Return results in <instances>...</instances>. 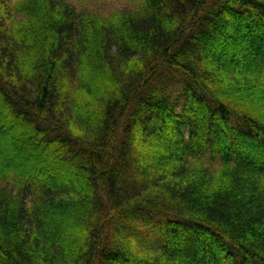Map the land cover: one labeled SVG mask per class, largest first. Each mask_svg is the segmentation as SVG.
Wrapping results in <instances>:
<instances>
[{
  "label": "trees",
  "instance_id": "1",
  "mask_svg": "<svg viewBox=\"0 0 264 264\" xmlns=\"http://www.w3.org/2000/svg\"><path fill=\"white\" fill-rule=\"evenodd\" d=\"M0 264H264V0H0Z\"/></svg>",
  "mask_w": 264,
  "mask_h": 264
},
{
  "label": "rangeland",
  "instance_id": "2",
  "mask_svg": "<svg viewBox=\"0 0 264 264\" xmlns=\"http://www.w3.org/2000/svg\"><path fill=\"white\" fill-rule=\"evenodd\" d=\"M15 1V0H14ZM77 9L110 15L116 9L129 10L138 7V0H69Z\"/></svg>",
  "mask_w": 264,
  "mask_h": 264
}]
</instances>
